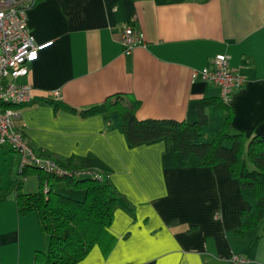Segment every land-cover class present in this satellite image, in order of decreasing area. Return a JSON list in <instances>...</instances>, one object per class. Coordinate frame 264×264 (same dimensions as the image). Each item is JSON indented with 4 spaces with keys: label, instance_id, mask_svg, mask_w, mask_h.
<instances>
[{
    "label": "crops",
    "instance_id": "crops-1",
    "mask_svg": "<svg viewBox=\"0 0 264 264\" xmlns=\"http://www.w3.org/2000/svg\"><path fill=\"white\" fill-rule=\"evenodd\" d=\"M25 18L41 47L20 78L31 100L16 107L17 128L40 154L105 171L117 191L114 244L107 253L94 246L76 264H230L237 254L264 264V224L241 232L245 201L255 210L252 190L225 164L183 160L165 141L129 147L119 109L83 112L120 95L121 104L136 103L139 119L193 121L199 100L220 99L191 73L224 53L244 82L227 104L205 106L201 139H212L227 111L232 131L264 137V0H38ZM129 24L144 39L126 55L120 37ZM18 162L0 148V264H35L48 245L37 215L17 213L16 195L39 187L33 171L17 186ZM56 182L54 190L67 186Z\"/></svg>",
    "mask_w": 264,
    "mask_h": 264
},
{
    "label": "trees",
    "instance_id": "trees-1",
    "mask_svg": "<svg viewBox=\"0 0 264 264\" xmlns=\"http://www.w3.org/2000/svg\"><path fill=\"white\" fill-rule=\"evenodd\" d=\"M114 98V101L109 99L90 105L83 112L92 114L103 113L112 107L119 109L121 128L129 147L165 141L183 160L194 155L202 166L225 164L229 176L236 179L241 188L251 189L255 200L253 213L247 201L240 211L241 215L249 216L241 226V232L259 224L264 218L263 136L253 135L246 140L242 133L232 131L231 113L227 111L221 129L210 141H202V130L208 122L205 106L224 105L221 100H199L196 119L188 122L170 118L139 119L134 111L136 103L123 105L119 101L120 95ZM56 161L71 171L80 169L71 165L70 161ZM28 171L36 173L39 187L35 192L16 195L17 213L22 216L34 212L42 232L48 237L47 249L35 253V264H76L94 246L107 253L115 242L110 226L117 198V191L107 180L108 173L101 171L99 177L76 179L68 174L58 175L36 167H26L18 170L15 176L19 182L18 187ZM53 181H63L67 186L83 188V198L75 199L60 194L52 188Z\"/></svg>",
    "mask_w": 264,
    "mask_h": 264
},
{
    "label": "built area",
    "instance_id": "built-area-1",
    "mask_svg": "<svg viewBox=\"0 0 264 264\" xmlns=\"http://www.w3.org/2000/svg\"><path fill=\"white\" fill-rule=\"evenodd\" d=\"M36 0H0V145L15 151L19 156L18 170L36 167L44 172L66 175L73 178L86 176L99 177L95 169L80 168L74 171L66 169L50 156L38 153L25 139L16 126L20 117L16 107L31 100V86L20 81L27 75L29 66L38 57L41 46L34 43L27 27L25 10ZM143 32L134 25H126L121 30L120 43L123 53L128 55L132 50L143 45ZM35 53V55H33ZM199 77L219 89L220 100L227 104L234 92L243 85L244 77L229 65V55L216 54L209 66L193 70L191 78ZM53 95L58 97V92ZM215 218L219 212L214 213ZM247 258L237 254L231 256L230 264H246Z\"/></svg>",
    "mask_w": 264,
    "mask_h": 264
},
{
    "label": "rangeland",
    "instance_id": "rangeland-1",
    "mask_svg": "<svg viewBox=\"0 0 264 264\" xmlns=\"http://www.w3.org/2000/svg\"><path fill=\"white\" fill-rule=\"evenodd\" d=\"M228 144V143H227ZM1 149H4L6 151V148H2L0 147ZM3 174V175H2ZM3 176V177H1ZM0 178L2 180L6 179V173L2 171V169H0ZM54 183H57L56 181H53ZM59 183H62L63 181H58ZM57 192H59L60 194H63L65 196H69V197H72V198H75V199H82L83 198V195H81V192L83 190V188H72V187H68V186H65V187H61L60 189H55ZM69 194H76V195H81L80 197H76V195H69ZM251 203L252 205H254V202L251 200ZM264 224V218L259 222L258 226H263ZM258 228V227H257Z\"/></svg>",
    "mask_w": 264,
    "mask_h": 264
},
{
    "label": "snow or ice",
    "instance_id": "snow-or-ice-1",
    "mask_svg": "<svg viewBox=\"0 0 264 264\" xmlns=\"http://www.w3.org/2000/svg\"><path fill=\"white\" fill-rule=\"evenodd\" d=\"M33 55H35V53H33Z\"/></svg>",
    "mask_w": 264,
    "mask_h": 264
}]
</instances>
